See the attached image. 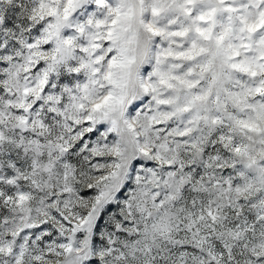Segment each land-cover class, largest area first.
<instances>
[{"label": "snow or ice", "instance_id": "1", "mask_svg": "<svg viewBox=\"0 0 264 264\" xmlns=\"http://www.w3.org/2000/svg\"><path fill=\"white\" fill-rule=\"evenodd\" d=\"M0 264H264V0H0Z\"/></svg>", "mask_w": 264, "mask_h": 264}]
</instances>
